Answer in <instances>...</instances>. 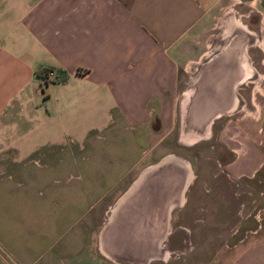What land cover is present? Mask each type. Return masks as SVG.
Returning <instances> with one entry per match:
<instances>
[{"label": "crops", "instance_id": "obj_1", "mask_svg": "<svg viewBox=\"0 0 264 264\" xmlns=\"http://www.w3.org/2000/svg\"><path fill=\"white\" fill-rule=\"evenodd\" d=\"M221 8L222 0H0V264L160 256L178 168L187 177L169 154L207 138L243 77L196 41ZM200 62L209 68L198 71ZM255 140L232 173L262 169L264 153L247 165L263 150L264 126ZM251 217L225 264H264V213Z\"/></svg>", "mask_w": 264, "mask_h": 264}, {"label": "rangeland", "instance_id": "obj_2", "mask_svg": "<svg viewBox=\"0 0 264 264\" xmlns=\"http://www.w3.org/2000/svg\"><path fill=\"white\" fill-rule=\"evenodd\" d=\"M261 1L222 0V8L212 15L210 25L195 32L200 50L228 52L230 57L224 71L229 74L237 72V68L239 72L243 70L237 60L239 51L246 50L252 64L236 85L238 97L232 107L222 110V116L212 122V134L207 132V138L189 146L181 142L175 144L174 151L169 154L186 161L192 177L186 181L184 171L178 168L179 184L185 187L180 186L179 201L173 207L172 221L161 245L162 253L168 254L166 257L160 254L161 257L153 258L147 264L229 263L237 238L256 224L251 216L264 213L260 209L264 203V165L254 175L232 173L242 157L246 159L244 154L250 151L259 129L264 126V14L260 12ZM231 18L241 25H235L236 29L227 27ZM195 67L188 68L185 81L190 80ZM262 147L259 156L255 154L249 158L248 171L261 160L264 143ZM234 158L235 162L230 164Z\"/></svg>", "mask_w": 264, "mask_h": 264}, {"label": "bare ground", "instance_id": "obj_3", "mask_svg": "<svg viewBox=\"0 0 264 264\" xmlns=\"http://www.w3.org/2000/svg\"><path fill=\"white\" fill-rule=\"evenodd\" d=\"M218 52V51H217ZM215 53L214 54V57H215V59H218V58H220V56L222 57V69H224L225 68V64H226V62H227V59L230 57L229 56V54H228V52H221V53ZM236 52H237V50H236ZM239 53V54H238ZM221 54V55H220ZM223 54V55H222ZM237 54H238V56H239V59H237V60H239L238 61V64H239V67H241L243 70H241V72L243 71V75L244 74H246V72L248 73L249 72V70H247L246 68L247 67H249V64L247 63L248 61H247V51L245 50V51H239V52H237ZM237 58V57H236ZM207 68H209V67H206V64L204 63V62H200V63H198V71H200V70H206ZM237 70H238V68H237ZM247 70V71H246ZM241 74V73H240ZM243 75H241V76H243ZM198 78L197 77H195L193 80H197ZM191 112L193 113V114H195L198 118H199V115H200V113H201V111L195 106L192 110H191ZM172 159L177 163V164H180V165H182L184 168H185V170L187 171V177H186V181L187 180H189L191 177H192V173H191V169L189 168V164L186 162V161H184V160H182L181 158H179V157H174V156H172ZM185 186H183L182 185V188H184ZM162 238V237H161ZM160 238V239H161ZM164 254H165V257L167 256V252H164V253H162L161 252V256L163 255L164 256ZM160 256V257H161Z\"/></svg>", "mask_w": 264, "mask_h": 264}, {"label": "built area", "instance_id": "obj_4", "mask_svg": "<svg viewBox=\"0 0 264 264\" xmlns=\"http://www.w3.org/2000/svg\"><path fill=\"white\" fill-rule=\"evenodd\" d=\"M47 74H48L49 76H55V72H54L53 70H48V71H47Z\"/></svg>", "mask_w": 264, "mask_h": 264}, {"label": "flooded vegetation", "instance_id": "obj_5", "mask_svg": "<svg viewBox=\"0 0 264 264\" xmlns=\"http://www.w3.org/2000/svg\"><path fill=\"white\" fill-rule=\"evenodd\" d=\"M222 110H224L223 108H222ZM213 125H211V128H210V134H212V127Z\"/></svg>", "mask_w": 264, "mask_h": 264}, {"label": "trees", "instance_id": "obj_6", "mask_svg": "<svg viewBox=\"0 0 264 264\" xmlns=\"http://www.w3.org/2000/svg\"><path fill=\"white\" fill-rule=\"evenodd\" d=\"M65 75H66V73L64 72L63 76H65Z\"/></svg>", "mask_w": 264, "mask_h": 264}]
</instances>
